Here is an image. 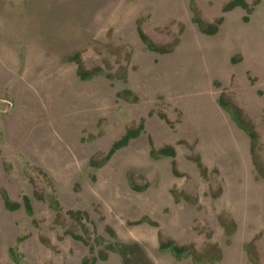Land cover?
<instances>
[{
  "label": "rangeland",
  "instance_id": "rangeland-1",
  "mask_svg": "<svg viewBox=\"0 0 264 264\" xmlns=\"http://www.w3.org/2000/svg\"><path fill=\"white\" fill-rule=\"evenodd\" d=\"M0 264H264V0H0Z\"/></svg>",
  "mask_w": 264,
  "mask_h": 264
}]
</instances>
